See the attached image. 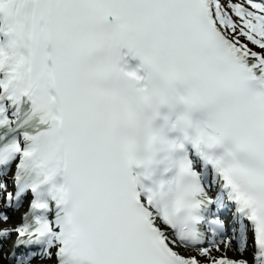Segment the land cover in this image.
I'll use <instances>...</instances> for the list:
<instances>
[{
  "label": "snow or ice",
  "instance_id": "6c2138e0",
  "mask_svg": "<svg viewBox=\"0 0 264 264\" xmlns=\"http://www.w3.org/2000/svg\"><path fill=\"white\" fill-rule=\"evenodd\" d=\"M13 166L9 264H264V0H0Z\"/></svg>",
  "mask_w": 264,
  "mask_h": 264
},
{
  "label": "bare ground",
  "instance_id": "6f19581e",
  "mask_svg": "<svg viewBox=\"0 0 264 264\" xmlns=\"http://www.w3.org/2000/svg\"><path fill=\"white\" fill-rule=\"evenodd\" d=\"M26 209H23L21 210L20 212H17L16 214H14V220L12 218L9 219L8 223L6 225H2V227H14L16 226L17 224L20 223L21 221V217L22 215L25 213ZM16 219V221H15ZM17 219H18V222H17ZM230 220H228L229 222ZM16 222V224H15ZM15 235L13 234L9 239H7L6 241H2V244H3V249H2V252H0V264H8L7 263V259H3L2 256H3V252L5 251V254L7 252V250L9 248H11L13 242H14V239H15ZM191 252V251H190ZM194 254L196 255V253L194 252ZM32 264H52L51 261H42L39 259V257H37L36 259H34L32 261Z\"/></svg>",
  "mask_w": 264,
  "mask_h": 264
},
{
  "label": "rangeland",
  "instance_id": "374dc122",
  "mask_svg": "<svg viewBox=\"0 0 264 264\" xmlns=\"http://www.w3.org/2000/svg\"><path fill=\"white\" fill-rule=\"evenodd\" d=\"M16 221V220H15ZM17 222H18V219H17ZM15 224H16V222H15ZM6 225V224H5ZM182 252H184V254H186V255H195L194 254V252H190V251H184L183 249L181 250ZM216 254H218V253H216ZM196 255H198L197 253H196ZM228 255H231L233 258H239V253H237V254H228Z\"/></svg>",
  "mask_w": 264,
  "mask_h": 264
}]
</instances>
